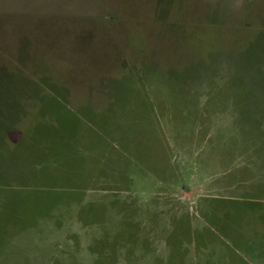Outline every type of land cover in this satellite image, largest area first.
Returning a JSON list of instances; mask_svg holds the SVG:
<instances>
[{"label":"rangeland","instance_id":"374dc122","mask_svg":"<svg viewBox=\"0 0 264 264\" xmlns=\"http://www.w3.org/2000/svg\"><path fill=\"white\" fill-rule=\"evenodd\" d=\"M0 264H264V0H0Z\"/></svg>","mask_w":264,"mask_h":264}]
</instances>
